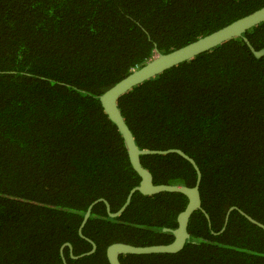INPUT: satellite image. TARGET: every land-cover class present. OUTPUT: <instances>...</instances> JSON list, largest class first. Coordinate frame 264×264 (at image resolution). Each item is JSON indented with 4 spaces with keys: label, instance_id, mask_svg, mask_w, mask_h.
I'll return each mask as SVG.
<instances>
[{
    "label": "trees",
    "instance_id": "trees-1",
    "mask_svg": "<svg viewBox=\"0 0 264 264\" xmlns=\"http://www.w3.org/2000/svg\"><path fill=\"white\" fill-rule=\"evenodd\" d=\"M264 7V0H0V264H64L92 250L89 206L112 212L141 178L100 97L147 64ZM264 49V22L244 34ZM120 111L141 150L180 149L202 173L209 220L196 211L176 254L122 264H264V56L236 37L132 88ZM155 185L193 187L178 154L144 155ZM189 203L136 193L83 229L97 251L68 264H110L115 243L167 245Z\"/></svg>",
    "mask_w": 264,
    "mask_h": 264
},
{
    "label": "water",
    "instance_id": "water-1",
    "mask_svg": "<svg viewBox=\"0 0 264 264\" xmlns=\"http://www.w3.org/2000/svg\"><path fill=\"white\" fill-rule=\"evenodd\" d=\"M263 22H264V7L253 12L248 16L236 20L235 22L229 24L228 26L212 34H209L201 39H198L197 41L191 44H188L172 52L161 53L158 50H156L157 54L156 56L153 57V59H151L147 64H145L141 68L134 70L131 74L126 76L123 80H121L119 83H117L115 86H113L111 89H109L100 97V101L102 107L105 110V113L107 114L109 119L116 125L124 140V145L127 150L131 165L133 169L140 176L141 182L139 186L131 190L126 203L117 212H112L110 204L105 199H99L93 202L87 209L82 224L79 228L80 237L82 239L87 240L92 245V250L82 255L75 256L73 252L72 244L66 243L61 249L62 255L65 247H68L70 249L71 258L74 260H78L80 258L94 254L97 251V245L89 238H87L83 233V229L85 228L86 224L88 223L92 215L93 208L99 203H104L108 215L111 218H117L127 209V207L129 206L132 200L133 195L138 192L148 196L165 193V192L180 193L188 197L189 203L186 209L178 216V228L174 230L164 229V231L173 234L175 239L172 243L167 245H153V246H134L124 243H115L109 246L107 249V258L109 260V263L122 264L120 257L123 255L176 254L184 249L187 241L191 238L188 228H189L190 219L193 216V214L199 210L202 213H204L207 219L209 220V216L206 210L203 208L201 194H200V186L202 180L201 170L197 165L196 161L180 149H169L166 151L141 150L137 146L134 135L120 111L119 99L122 95L126 94L129 90L138 86L139 84H142L145 81L152 79L155 76L163 73L164 71L169 70L172 67H175L185 61L191 60L192 58L204 52H207L223 44L224 42H227L236 37H243V39L248 44L255 57L262 58L264 56V49L257 51L251 45L248 38L244 36V34ZM166 154H178L193 166V168L197 173L195 186L189 187L182 185H176V186L155 185L154 177L152 173L142 165L141 156L166 155ZM234 210H239L240 213L245 218H247L252 224L264 230V224L255 220L253 217L241 211L237 207H232L226 215L225 224L222 231L226 229V226L229 221V215ZM63 261L64 264H67V261L64 257H63Z\"/></svg>",
    "mask_w": 264,
    "mask_h": 264
},
{
    "label": "flooded vegetation",
    "instance_id": "flooded-vegetation-1",
    "mask_svg": "<svg viewBox=\"0 0 264 264\" xmlns=\"http://www.w3.org/2000/svg\"><path fill=\"white\" fill-rule=\"evenodd\" d=\"M65 245V244H64ZM63 245V246H64ZM62 246V247H63ZM65 248H67V247H65ZM62 249V248H61ZM70 250V249H69ZM61 252V251H60ZM73 252H74V248H73ZM61 256H62V259H63V257L65 258V249H64V251H63V255H62V253H61ZM70 257H71V252H70ZM66 259V258H65ZM74 260V259H73ZM67 261V260H66ZM64 262V261H63ZM68 264V263H67Z\"/></svg>",
    "mask_w": 264,
    "mask_h": 264
},
{
    "label": "clouds",
    "instance_id": "clouds-1",
    "mask_svg": "<svg viewBox=\"0 0 264 264\" xmlns=\"http://www.w3.org/2000/svg\"><path fill=\"white\" fill-rule=\"evenodd\" d=\"M199 211V210H198ZM204 214V213H203ZM205 215V214H204Z\"/></svg>",
    "mask_w": 264,
    "mask_h": 264
}]
</instances>
